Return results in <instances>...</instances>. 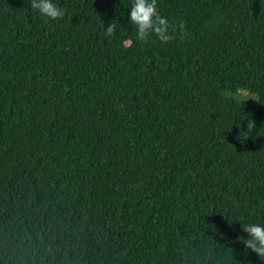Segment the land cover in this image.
<instances>
[{"label": "trees", "instance_id": "1", "mask_svg": "<svg viewBox=\"0 0 264 264\" xmlns=\"http://www.w3.org/2000/svg\"><path fill=\"white\" fill-rule=\"evenodd\" d=\"M53 2L0 0V264H264V0Z\"/></svg>", "mask_w": 264, "mask_h": 264}, {"label": "clouds", "instance_id": "2", "mask_svg": "<svg viewBox=\"0 0 264 264\" xmlns=\"http://www.w3.org/2000/svg\"><path fill=\"white\" fill-rule=\"evenodd\" d=\"M29 6L48 20L55 21L65 16V9L58 7L53 0H29ZM129 8L128 23L135 27L137 41L148 42L150 37L154 36L160 42H169L173 40L174 35H178L179 40L183 41L188 35L183 22L173 25L167 17L161 15L158 11L157 0H132ZM116 27V22H109L108 26L104 27V35L113 37ZM125 43L130 46L132 42L126 41ZM254 127V121L249 119L248 132L244 133L248 135ZM242 228L247 233V238L238 236L237 239L244 244L245 249L251 250L259 258L264 259V225L243 224Z\"/></svg>", "mask_w": 264, "mask_h": 264}, {"label": "rangeland", "instance_id": "3", "mask_svg": "<svg viewBox=\"0 0 264 264\" xmlns=\"http://www.w3.org/2000/svg\"><path fill=\"white\" fill-rule=\"evenodd\" d=\"M236 97L238 98H245V97H254L255 95L254 94H249L246 90H239L236 94H235Z\"/></svg>", "mask_w": 264, "mask_h": 264}]
</instances>
